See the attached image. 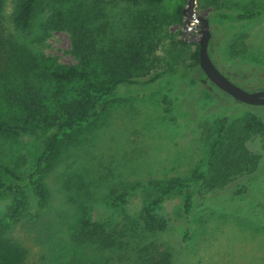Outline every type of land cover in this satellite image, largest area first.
<instances>
[{"label": "rangeland", "instance_id": "374dc122", "mask_svg": "<svg viewBox=\"0 0 264 264\" xmlns=\"http://www.w3.org/2000/svg\"><path fill=\"white\" fill-rule=\"evenodd\" d=\"M185 5L186 0L138 6L38 0L30 26L21 30L11 21L13 0L4 1L0 115L23 130L0 135V219L7 225V236L25 248L26 264H135L134 240L169 246L172 264H264V132L246 142L258 155L254 171L214 188L195 181L197 172H205L217 121L228 116L232 123L252 112L264 122V105L236 100L213 84L199 65L191 66L189 54L195 46H181L178 39L196 43L200 35L183 31L184 16L181 22L176 18V9ZM87 6L97 53L86 69L102 73L130 41H146L154 53L139 71L148 68L151 76H159L152 81L150 76L133 77L117 85L101 118L61 143L43 172L49 201L40 206L30 187L19 188L27 183L41 143L52 132L39 121L46 107L54 105L47 115L52 120L60 98L51 73L79 65L70 52L63 18ZM195 10L209 21L208 52L216 67L246 90L264 89V0H195ZM242 10L259 15L235 19ZM23 52L31 57L30 69L22 66ZM176 65L187 67L177 74L168 70ZM32 86L42 97L39 107L44 103L46 108L34 112V118L18 101ZM149 179H189L197 189L192 212L181 214L182 195L173 193L159 211L167 219L164 231L134 240L129 236L128 246L112 251L73 241L84 215L102 221L123 244L129 235L126 225L135 226L144 204L159 195L146 185ZM122 193L124 200L114 204ZM15 206L18 212L10 221Z\"/></svg>", "mask_w": 264, "mask_h": 264}, {"label": "trees", "instance_id": "16d2710c", "mask_svg": "<svg viewBox=\"0 0 264 264\" xmlns=\"http://www.w3.org/2000/svg\"><path fill=\"white\" fill-rule=\"evenodd\" d=\"M4 1L0 0V13ZM37 1L13 0L10 17L17 28L25 30L30 26ZM85 1L94 3V5L115 1L138 6L142 3H159L162 0ZM84 8L80 7L74 16L67 15L63 18V23H65L69 33L70 52L78 60L79 65L66 66L60 71L56 70L51 73V77L57 81L60 87L56 90L60 94V98H58V104L54 109L55 115H53L52 120L48 121L47 115L51 110V106L54 107V105H50L49 108L46 107L47 110H44L46 115L39 121L47 123L46 125L52 128V132L46 135L41 143L34 170L29 173L27 183L19 188L22 191L30 187L40 206L47 205L49 201V191L42 180V175L61 143L66 141L72 133L90 128L101 118L103 107L114 96V88L117 85L128 83L133 77L150 76L148 77L149 81H152L159 76L158 72L151 76V70L148 68L145 71H139L141 69L140 65L145 67L147 61L150 60L149 56L154 53V46L146 41L138 42V45L135 44V40L130 41L127 49L124 47L125 49L118 54L113 63L105 64V70L102 73L94 74L86 69V64L90 63L97 53V40L96 33L89 21L88 13L90 14V11L88 6ZM95 8V14L98 15V6L96 5ZM182 8L179 6L176 9V18L180 22L183 17ZM258 15V11L242 10L234 15V18L252 20ZM144 40L145 38L142 37L141 41ZM178 43L181 46H195L189 54V59L192 62L191 66L199 65L198 44L192 40L187 42L186 39H178ZM30 59L31 57L23 52L21 57L22 66L30 69ZM19 65L21 66V64ZM176 66L175 68L170 67L168 70L177 74L187 67L184 65L181 67ZM133 72H137V75L131 76L130 74ZM41 100L40 92L36 90L35 86L27 88L25 93L18 95L19 103L32 113L33 118L34 112H39L45 108L44 103L42 104L44 106L39 107L38 103ZM18 130L22 131L23 128L0 115V135H7ZM262 132H264V122L252 112L234 120L232 123L228 116L221 117L217 121L216 135L208 150L205 172H197L195 181L206 183L209 187L214 188L224 185L227 180L235 175L254 171L258 164V155L248 149L246 142L253 135ZM146 185L157 190L159 195L144 204L138 218L134 221L135 226L126 225V232L129 235H127V240L123 244L119 235H116L113 230L108 231L107 226L102 221L84 215L78 219L77 231L73 234V241L112 251L128 246L129 236L131 240H134L135 238H142L144 235L149 236L164 231L167 226V219L159 211L166 198L173 193L182 195V201L179 205L180 213L187 216L192 212L197 189L191 187L189 179H149ZM2 186L0 184V188ZM124 198L125 193L117 195L114 204L117 200L123 201ZM17 212L18 207H12L9 214L10 221L15 219ZM6 226V223L0 219V264H26L25 248L7 236ZM132 249L135 252V264H172L173 254L171 248L167 245L161 247L152 242L140 245L134 240Z\"/></svg>", "mask_w": 264, "mask_h": 264}, {"label": "water", "instance_id": "95a60500", "mask_svg": "<svg viewBox=\"0 0 264 264\" xmlns=\"http://www.w3.org/2000/svg\"><path fill=\"white\" fill-rule=\"evenodd\" d=\"M183 31H193L199 33L196 39L198 44L199 66L206 77L225 93L236 100L250 105H264V89L246 90L231 80H229L213 63L209 52L208 42L210 38L209 21L207 17L195 10V0H186V5L182 8ZM189 41V39H186Z\"/></svg>", "mask_w": 264, "mask_h": 264}]
</instances>
